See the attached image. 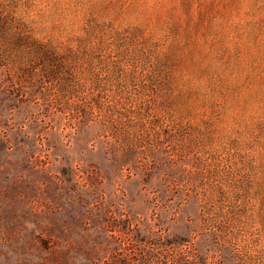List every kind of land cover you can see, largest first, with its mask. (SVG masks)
<instances>
[{
  "label": "rangeland",
  "instance_id": "1",
  "mask_svg": "<svg viewBox=\"0 0 264 264\" xmlns=\"http://www.w3.org/2000/svg\"><path fill=\"white\" fill-rule=\"evenodd\" d=\"M0 264H264V0H0Z\"/></svg>",
  "mask_w": 264,
  "mask_h": 264
}]
</instances>
